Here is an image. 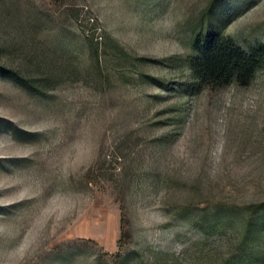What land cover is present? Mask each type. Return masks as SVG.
Here are the masks:
<instances>
[{"label":"rangeland","instance_id":"1","mask_svg":"<svg viewBox=\"0 0 264 264\" xmlns=\"http://www.w3.org/2000/svg\"><path fill=\"white\" fill-rule=\"evenodd\" d=\"M208 2L0 0V264H264V71L182 88Z\"/></svg>","mask_w":264,"mask_h":264},{"label":"trees","instance_id":"2","mask_svg":"<svg viewBox=\"0 0 264 264\" xmlns=\"http://www.w3.org/2000/svg\"><path fill=\"white\" fill-rule=\"evenodd\" d=\"M227 0H209L191 25L190 51L187 64L189 80L182 85L185 92L236 85L248 87L259 71H264V45L248 49L225 35L229 24ZM264 210V204L255 207ZM252 258L264 260V242Z\"/></svg>","mask_w":264,"mask_h":264}]
</instances>
